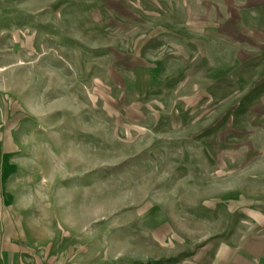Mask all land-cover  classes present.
Segmentation results:
<instances>
[{
    "label": "rangeland",
    "instance_id": "1",
    "mask_svg": "<svg viewBox=\"0 0 264 264\" xmlns=\"http://www.w3.org/2000/svg\"><path fill=\"white\" fill-rule=\"evenodd\" d=\"M261 236L264 0H0V264H232Z\"/></svg>",
    "mask_w": 264,
    "mask_h": 264
},
{
    "label": "crops",
    "instance_id": "2",
    "mask_svg": "<svg viewBox=\"0 0 264 264\" xmlns=\"http://www.w3.org/2000/svg\"><path fill=\"white\" fill-rule=\"evenodd\" d=\"M255 246H246L244 249L238 250L233 257L232 264H264V236H261L259 243L255 242ZM216 256L213 261L216 262ZM213 262V264H214Z\"/></svg>",
    "mask_w": 264,
    "mask_h": 264
}]
</instances>
